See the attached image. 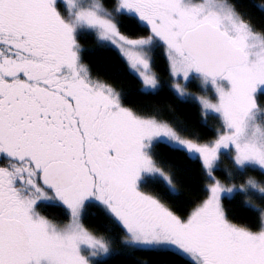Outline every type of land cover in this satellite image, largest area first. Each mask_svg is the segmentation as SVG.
<instances>
[{"label":"snow or ice","instance_id":"1","mask_svg":"<svg viewBox=\"0 0 264 264\" xmlns=\"http://www.w3.org/2000/svg\"><path fill=\"white\" fill-rule=\"evenodd\" d=\"M85 31L118 50L143 95L162 89L161 52L175 94L199 80L212 94L201 98L205 115L221 122L215 138H185L125 106L83 63ZM261 96L264 32L229 0H0V264H99L110 249L83 223L93 203L133 249L171 251L181 264H264V209L250 226L222 204L264 200V181L248 175L264 176ZM157 144L195 158L209 181L187 215L162 198L179 194L154 158ZM225 156L229 177H246L239 186L216 179ZM150 182L163 192L145 191ZM53 206L68 223L44 213Z\"/></svg>","mask_w":264,"mask_h":264},{"label":"trees","instance_id":"2","mask_svg":"<svg viewBox=\"0 0 264 264\" xmlns=\"http://www.w3.org/2000/svg\"><path fill=\"white\" fill-rule=\"evenodd\" d=\"M229 3L235 5L237 12L257 32H264V0H229ZM79 43L83 50V63L88 66L91 74L121 92L125 106L171 124L185 138L199 137L202 142L215 138L221 122L213 114L205 115L196 99L180 97L170 89L167 62L162 52L155 58L154 64L162 89L159 94L143 95L138 91L139 82L130 75L126 62L117 49L101 44L95 33L87 31L81 33ZM186 89L195 93L202 92L197 79L189 81ZM258 102L264 107V96L259 97ZM153 153L159 167L172 175L179 194L162 198L178 214L187 215L206 198L205 187L209 181L202 172L200 163L195 158L186 159L183 154L172 151L164 144H157ZM232 170L228 157H223L221 172L215 173L216 179L227 187L239 186L246 177L236 175L231 178L228 173ZM248 175L264 181V176L256 172H249ZM145 190L160 194L163 192V185L150 182ZM223 206L233 222L255 226L260 219L259 210L264 209V200L257 195H237L235 199H223ZM83 223L109 246L110 255L99 259V264H181V259L171 251H144L125 246L121 227L95 203L84 209Z\"/></svg>","mask_w":264,"mask_h":264},{"label":"rangeland","instance_id":"3","mask_svg":"<svg viewBox=\"0 0 264 264\" xmlns=\"http://www.w3.org/2000/svg\"><path fill=\"white\" fill-rule=\"evenodd\" d=\"M195 2H197V3H199V2H201V0H195ZM83 61V60H82ZM85 64V63H84ZM86 65V64H85ZM87 66V65H86ZM94 79V78H93ZM197 82H198V85H199V87L201 88V90H202V92L201 93H195V92H192V91H189V90H187L186 89V87H185V93H186V95L185 96H183L184 98H194V99H196L200 104H201V98L202 97H207V98H209V99H212V94H211V92L210 91H206L204 88H202V86H201V83H200V81L199 80H197ZM261 105V104H260ZM201 106H202V104H201ZM261 107H263L262 105H261ZM204 111V110H203ZM262 121H264V117H261L260 118ZM237 186V185H236ZM227 187V186H226ZM145 190V189H144ZM146 191V190H145ZM222 204H223V200H222ZM224 207V206H223ZM54 220H56L57 222H63V219H61V218H55ZM69 222V220L67 219V223ZM98 238H100V237H98ZM102 239V238H101ZM101 258H105L104 256H101L100 258H98V259H101Z\"/></svg>","mask_w":264,"mask_h":264},{"label":"flooded vegetation","instance_id":"4","mask_svg":"<svg viewBox=\"0 0 264 264\" xmlns=\"http://www.w3.org/2000/svg\"><path fill=\"white\" fill-rule=\"evenodd\" d=\"M87 67H88V66H87ZM90 74H91V71H90ZM91 76H92L94 79L99 80L98 78H96V77L93 76L92 74H91ZM99 81H100V80H99ZM103 83H104V82H103ZM43 211H44V213H45L46 215H48L50 218H52V219H55V218H61V219H63V222H61V223H67V219H68V217H67V213H66V211H65L64 209L53 206V207L45 208V209H43Z\"/></svg>","mask_w":264,"mask_h":264}]
</instances>
